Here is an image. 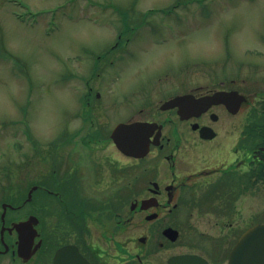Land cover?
Masks as SVG:
<instances>
[{"label": "flooded vegetation", "instance_id": "obj_1", "mask_svg": "<svg viewBox=\"0 0 264 264\" xmlns=\"http://www.w3.org/2000/svg\"><path fill=\"white\" fill-rule=\"evenodd\" d=\"M116 38L95 56L63 128L45 140L28 136V153L0 163V264H55L61 248L56 264H76L66 261L72 256L80 264H168L179 254L228 264L239 236L255 223L259 207L245 200L258 198L264 183V72L263 61H255L262 52L228 68L227 56L205 83L178 75L166 93L149 83L136 107L111 120V100L100 99L93 84L117 59L112 49L126 45ZM219 92L232 94L197 105ZM137 120L154 123L144 155L120 150L112 136L117 123ZM15 150H22L19 141Z\"/></svg>", "mask_w": 264, "mask_h": 264}, {"label": "rangeland", "instance_id": "obj_2", "mask_svg": "<svg viewBox=\"0 0 264 264\" xmlns=\"http://www.w3.org/2000/svg\"><path fill=\"white\" fill-rule=\"evenodd\" d=\"M119 10L131 39L125 43L122 35L126 45L114 48L117 59L105 66L103 80L90 82L100 99L111 100L108 119L136 107L149 83L166 93L178 75L209 81L227 56L228 68L262 52L255 61H263L264 72V0H0V163L18 162L29 152L28 136L45 140L76 112L95 56L122 29ZM245 206L259 207L254 222L264 221L263 182Z\"/></svg>", "mask_w": 264, "mask_h": 264}, {"label": "water", "instance_id": "obj_3", "mask_svg": "<svg viewBox=\"0 0 264 264\" xmlns=\"http://www.w3.org/2000/svg\"><path fill=\"white\" fill-rule=\"evenodd\" d=\"M226 92H219L217 95ZM225 95H229L226 93ZM189 95H183L171 99L167 102L168 105H174L175 100L181 98H188ZM214 95L204 96L199 99H195L197 105L203 106L207 105L210 100L214 98ZM227 97V96H225ZM223 99V97H220ZM242 100L240 97L239 102ZM153 126V123L134 121L131 123H118L113 129L112 136L116 141L117 146L126 153L133 155H144L148 148V128ZM18 226H28V222H23L21 224H16ZM169 230L167 229V232ZM66 249L61 248L57 251L55 256V264L58 262H63L61 259ZM78 256H72L67 258L66 261H75L78 264ZM63 264V263H60ZM80 264V263H79ZM168 264H208L206 260L197 255H177L169 259ZM229 264H264V223H257L248 227L245 232L240 236L238 241L232 248L230 253Z\"/></svg>", "mask_w": 264, "mask_h": 264}, {"label": "trees", "instance_id": "obj_4", "mask_svg": "<svg viewBox=\"0 0 264 264\" xmlns=\"http://www.w3.org/2000/svg\"><path fill=\"white\" fill-rule=\"evenodd\" d=\"M119 12H121V20H122V24H123L122 29L119 31V34H121V35L125 34L127 36L128 35L127 31L129 29L130 23L128 22L127 16L123 13V10H119ZM151 12L152 11L149 10V11H146L145 13L150 14ZM143 24H144V22H141V23L137 24L136 26L140 27Z\"/></svg>", "mask_w": 264, "mask_h": 264}]
</instances>
